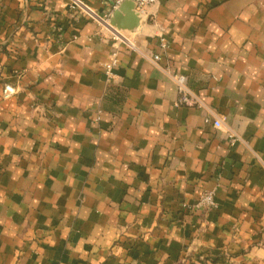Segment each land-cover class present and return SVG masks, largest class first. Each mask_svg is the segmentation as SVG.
Masks as SVG:
<instances>
[{
  "label": "crops",
  "instance_id": "1",
  "mask_svg": "<svg viewBox=\"0 0 264 264\" xmlns=\"http://www.w3.org/2000/svg\"><path fill=\"white\" fill-rule=\"evenodd\" d=\"M73 2L0 0V264H264V0Z\"/></svg>",
  "mask_w": 264,
  "mask_h": 264
},
{
  "label": "built area",
  "instance_id": "2",
  "mask_svg": "<svg viewBox=\"0 0 264 264\" xmlns=\"http://www.w3.org/2000/svg\"><path fill=\"white\" fill-rule=\"evenodd\" d=\"M126 1H130L134 4V10L139 15L145 14L148 7L158 2V0H115L114 8L117 10ZM73 8L77 9L82 14H86L90 16L95 21L109 27L112 32V39L116 41H120L122 42V44L127 45L132 49L135 48L134 43L131 42L130 39L124 35V32L126 30H120L115 26H113L110 21L111 18L103 17L101 14L91 9L81 0H74ZM161 47L166 48L167 44L165 42H162ZM118 55H119L118 50H114L111 56V60L105 63L106 74L109 81L112 79L113 70L118 64ZM160 59H161V54H156L154 56V60L159 61ZM173 79L176 83L179 92V99H178L179 105H185V106L197 107V108L203 106V102L200 96L189 88L188 77L186 75L176 74L175 76H173ZM16 93H17V89L13 85L7 84L5 86L4 88L5 98H10ZM205 121L207 123H210L211 120L210 118L207 117ZM214 125L216 127H220L222 125L221 120H215ZM214 206H216L215 190H209L201 196L198 202V207L205 209V208H212Z\"/></svg>",
  "mask_w": 264,
  "mask_h": 264
},
{
  "label": "water",
  "instance_id": "3",
  "mask_svg": "<svg viewBox=\"0 0 264 264\" xmlns=\"http://www.w3.org/2000/svg\"><path fill=\"white\" fill-rule=\"evenodd\" d=\"M128 5L127 13L124 12ZM111 24L120 30H134L140 25L141 16L135 12L134 4L130 1L124 2L115 12V17L110 19Z\"/></svg>",
  "mask_w": 264,
  "mask_h": 264
},
{
  "label": "rangeland",
  "instance_id": "4",
  "mask_svg": "<svg viewBox=\"0 0 264 264\" xmlns=\"http://www.w3.org/2000/svg\"><path fill=\"white\" fill-rule=\"evenodd\" d=\"M128 32H129V31H128V30H126V31L124 32V34H128Z\"/></svg>",
  "mask_w": 264,
  "mask_h": 264
}]
</instances>
